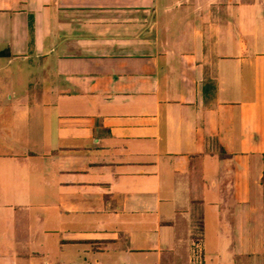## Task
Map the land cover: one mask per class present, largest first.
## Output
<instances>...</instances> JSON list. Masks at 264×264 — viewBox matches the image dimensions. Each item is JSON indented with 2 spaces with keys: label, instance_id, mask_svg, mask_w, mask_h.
Here are the masks:
<instances>
[{
  "label": "crops",
  "instance_id": "0c3cea01",
  "mask_svg": "<svg viewBox=\"0 0 264 264\" xmlns=\"http://www.w3.org/2000/svg\"><path fill=\"white\" fill-rule=\"evenodd\" d=\"M0 264H264V0H0Z\"/></svg>",
  "mask_w": 264,
  "mask_h": 264
}]
</instances>
